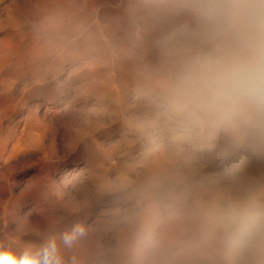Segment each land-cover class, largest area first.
<instances>
[{"label":"bare ground","instance_id":"1","mask_svg":"<svg viewBox=\"0 0 264 264\" xmlns=\"http://www.w3.org/2000/svg\"><path fill=\"white\" fill-rule=\"evenodd\" d=\"M171 1L0 0V109L16 117L15 128L6 131L12 146L37 149L40 157H48L54 115L60 111L73 126V148L87 157L72 169H83L89 161L96 202H116L113 216L102 217L104 238H114L113 232L133 236L185 261L198 237L210 249L219 245L218 219L229 206H264V130L236 136L182 119L167 106L165 84L187 61L212 48L207 29L188 11L186 0ZM25 24L31 27L29 38L17 31ZM102 35L111 42L127 40L130 48H117V54L130 63L132 76L115 73ZM150 58L157 59L156 67L147 65ZM40 91L41 100L30 104L27 98ZM67 96L70 104L63 106ZM138 102L144 103L135 106L141 111L133 109ZM95 112L119 124L118 137L126 144L146 141L138 160L117 156V146L108 141L112 133L101 136L91 126ZM181 122L185 126H178ZM249 161L253 164L246 169ZM235 169L239 172L232 174ZM164 194L168 199L161 205ZM120 214L129 223H120ZM194 255L201 264L211 263L210 254ZM221 256L225 264L257 259L264 264L260 252L226 248Z\"/></svg>","mask_w":264,"mask_h":264},{"label":"rangeland","instance_id":"2","mask_svg":"<svg viewBox=\"0 0 264 264\" xmlns=\"http://www.w3.org/2000/svg\"><path fill=\"white\" fill-rule=\"evenodd\" d=\"M173 3L174 1L170 2L172 6ZM30 30L31 27L28 24L17 29L28 38ZM20 36L22 35L20 34ZM102 39L106 51L112 55L113 68L116 66L115 73L124 71L132 76L130 63L117 54V48H130L127 40L120 38L111 42L105 35H102ZM29 45L28 41L23 46L27 49ZM15 46L21 45L16 43ZM100 50L97 46L96 57L100 55ZM162 58L164 59V54ZM165 58H167L166 54ZM118 63L120 64L118 65ZM157 63L156 58H150L147 61L150 68L156 67ZM43 94L41 91L31 94L27 101L32 104L41 100ZM133 96L135 95L128 98L129 102L132 101ZM65 103L70 104L69 96L65 98L63 106ZM138 104L144 103L133 104V109H136L135 106ZM43 106L40 104V111L45 108ZM138 110L141 111V109ZM3 113L4 111L0 109V243L11 244L17 249L28 245L35 248L40 246L47 237H55L62 264H179V262L201 264L194 253L202 251L210 254L211 257V263L206 264L227 263V260L225 261L221 256L226 249L221 241L219 245L210 249L201 241V237H198L195 241L197 245L193 246L194 249L191 250L192 257L189 260L180 261L181 258L176 256L177 254H164L157 247L150 246L153 244L146 245L141 239L136 240L133 236L122 237L119 233L113 232L114 238H104L103 233L107 231V227L102 217L103 215L113 216L115 212H112L114 207L112 204L116 202L100 200L96 202L95 178L91 174L92 164L89 161L83 169H72L75 163L87 159L86 156L78 154V151L73 148V143L70 141L73 132L72 124L60 111L55 112L54 125L51 128L54 140L47 148L48 157H40V152L37 149L21 150L12 146L13 139L6 131L10 127L15 128L16 117L11 113L6 115ZM92 115L93 119L90 117V124L95 129L98 127L99 135L112 133V138L108 141L111 145L117 146V156L121 157V160L127 159V161L135 162L141 157L142 154L139 153V150H142L146 141H130L132 144H126V141L118 137L120 136L118 123L109 120L105 115L96 114V112ZM179 124L178 126H185L184 122ZM128 134L133 135V131ZM107 146L104 144V147ZM218 151L220 152V150ZM90 152L96 155L94 149H90ZM130 156H135V159H130ZM252 164L253 161H249L246 164L247 167H244L248 169V166ZM238 172L239 169H235L232 174ZM166 196L165 194L162 196L161 205L166 204L168 199ZM175 196L179 198L177 201L179 203L182 197L177 195L171 197ZM129 221V218L121 216L120 223L125 224ZM75 225L82 226L83 233L77 236L71 247H67L63 244L61 236L63 233L69 232ZM126 234L129 235L130 230H126ZM159 244L163 245V242ZM247 262L250 264L262 263L258 259Z\"/></svg>","mask_w":264,"mask_h":264},{"label":"clouds","instance_id":"3","mask_svg":"<svg viewBox=\"0 0 264 264\" xmlns=\"http://www.w3.org/2000/svg\"><path fill=\"white\" fill-rule=\"evenodd\" d=\"M205 26L211 50L187 61L164 86L178 117L239 136L264 130V0H186ZM221 243L238 254L264 253V206L242 202L218 219ZM83 227L61 236L71 247ZM0 264H62L55 237L38 247L0 243Z\"/></svg>","mask_w":264,"mask_h":264}]
</instances>
